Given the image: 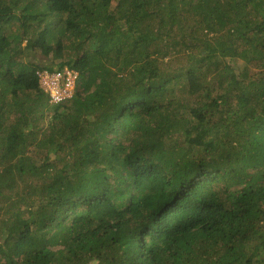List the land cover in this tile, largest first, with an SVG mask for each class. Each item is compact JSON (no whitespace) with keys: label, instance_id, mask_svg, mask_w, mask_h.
Wrapping results in <instances>:
<instances>
[{"label":"trees","instance_id":"1","mask_svg":"<svg viewBox=\"0 0 264 264\" xmlns=\"http://www.w3.org/2000/svg\"><path fill=\"white\" fill-rule=\"evenodd\" d=\"M0 264H264V0H0Z\"/></svg>","mask_w":264,"mask_h":264},{"label":"built area","instance_id":"2","mask_svg":"<svg viewBox=\"0 0 264 264\" xmlns=\"http://www.w3.org/2000/svg\"><path fill=\"white\" fill-rule=\"evenodd\" d=\"M77 72L71 69L45 72L41 75L44 90L49 93L50 101L58 103L72 96L71 89L75 87Z\"/></svg>","mask_w":264,"mask_h":264},{"label":"rangeland","instance_id":"3","mask_svg":"<svg viewBox=\"0 0 264 264\" xmlns=\"http://www.w3.org/2000/svg\"><path fill=\"white\" fill-rule=\"evenodd\" d=\"M16 27V26H15ZM14 25L11 26V31H13L15 29ZM51 48L48 49V51H46V53H36L35 57H32L31 60L34 62H37L39 65H50L51 63L53 65H55L56 63L63 61V60H68V56L66 53H63L62 58H58L57 56L53 55V52ZM27 60V59H25ZM24 60V61H25ZM71 93L72 95L74 94V89H71Z\"/></svg>","mask_w":264,"mask_h":264},{"label":"clouds","instance_id":"4","mask_svg":"<svg viewBox=\"0 0 264 264\" xmlns=\"http://www.w3.org/2000/svg\"><path fill=\"white\" fill-rule=\"evenodd\" d=\"M71 69V70H74L75 72H77L75 69H72V68H70V67H68V66H63L61 69H55V70H50V69H48L47 67H44V68H38L37 70H36V72H35V74H36V78H37V84H38V87H39V89L46 95V97H47V100H48V102L50 103V104H60V103H63L64 101H62V102H58V103H55V102H52V101H50V96H49V93L47 92V91H45L44 90V86L42 85V82H41V75L43 74V73H45V72H48V73H51V72H55V71H62V70H64V69ZM77 74H78V72H77ZM77 80V79H76ZM75 87H76V82H75ZM75 87H74V90H75ZM70 98V97H69ZM68 99V98H67Z\"/></svg>","mask_w":264,"mask_h":264}]
</instances>
